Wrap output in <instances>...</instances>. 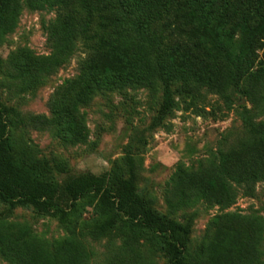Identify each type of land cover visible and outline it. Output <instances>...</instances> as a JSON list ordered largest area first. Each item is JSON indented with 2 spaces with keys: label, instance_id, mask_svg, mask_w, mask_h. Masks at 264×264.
<instances>
[{
  "label": "trees",
  "instance_id": "obj_1",
  "mask_svg": "<svg viewBox=\"0 0 264 264\" xmlns=\"http://www.w3.org/2000/svg\"><path fill=\"white\" fill-rule=\"evenodd\" d=\"M25 6L56 13L45 27L50 55L30 56L16 67L26 82L54 73L79 50L85 55L80 68L88 89L145 87L160 77L163 101L151 127L160 124L172 107V82L193 81L187 90L199 94L204 89L222 90L230 76L237 86L264 44V0H0V31L12 30ZM74 99L73 109L80 98ZM12 113L0 102V204L8 214L17 207L30 208L64 220L75 213L78 202L86 200L97 220L85 226L86 234L80 237L97 241L113 230L118 237L146 231L161 241L166 264H189L192 218L181 222L149 206L137 186L130 154L125 156L126 177L111 170L54 180L47 162L12 146ZM61 133L67 141L83 140L78 129ZM236 153L223 154L219 164L178 184L169 204L177 207L204 200L225 209L235 200L233 183L264 180V128L259 126L242 139ZM211 185L217 189L214 195ZM211 227L246 231L229 264H264L258 251L260 220L224 214ZM11 229L0 223V255L10 263L80 264L72 239L49 254L41 243L21 242Z\"/></svg>",
  "mask_w": 264,
  "mask_h": 264
},
{
  "label": "rangeland",
  "instance_id": "obj_2",
  "mask_svg": "<svg viewBox=\"0 0 264 264\" xmlns=\"http://www.w3.org/2000/svg\"><path fill=\"white\" fill-rule=\"evenodd\" d=\"M55 17L53 10L25 6L15 27L0 31V102L14 110L9 117L12 146L47 162L54 180L111 170L126 177L125 156L130 154L137 169V186L149 206L181 222L192 218L189 264L232 261L246 231L211 227L224 214L260 220L258 251L264 262V180L233 183L235 200L225 209L204 200L177 207L168 202L178 184L219 164L223 154L238 156L239 142L257 127L264 128V44L237 86L230 76L222 90L204 89L199 94L187 90L193 81L172 82V107L160 124L151 127L163 101L160 77L145 87L88 89L80 68L85 55L80 50L36 82H26L15 71L30 56L50 55L45 27ZM73 96L80 98L75 109L71 107ZM69 129L80 130L83 140H65L61 132ZM210 189L212 195L217 192L213 185ZM5 210L0 204L4 212L0 223L12 226L21 242L41 243L49 254L72 239L80 264H166L161 241L150 232L118 237L113 230L97 241L80 237L86 234L85 226L97 220L86 200L78 202L75 213L64 220L36 214L30 208L17 207L10 214ZM10 262L0 255V264Z\"/></svg>",
  "mask_w": 264,
  "mask_h": 264
}]
</instances>
